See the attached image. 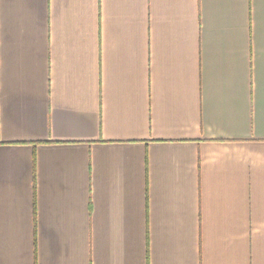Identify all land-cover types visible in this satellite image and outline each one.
Wrapping results in <instances>:
<instances>
[{"label":"crops","instance_id":"1","mask_svg":"<svg viewBox=\"0 0 264 264\" xmlns=\"http://www.w3.org/2000/svg\"><path fill=\"white\" fill-rule=\"evenodd\" d=\"M0 264H264V0H0Z\"/></svg>","mask_w":264,"mask_h":264}]
</instances>
